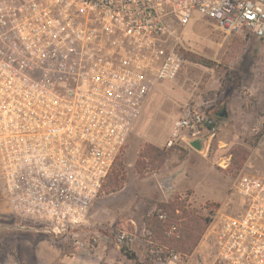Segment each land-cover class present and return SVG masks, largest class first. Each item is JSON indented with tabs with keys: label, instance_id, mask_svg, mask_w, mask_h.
I'll list each match as a JSON object with an SVG mask.
<instances>
[{
	"label": "built area",
	"instance_id": "obj_1",
	"mask_svg": "<svg viewBox=\"0 0 264 264\" xmlns=\"http://www.w3.org/2000/svg\"><path fill=\"white\" fill-rule=\"evenodd\" d=\"M198 21L264 44V0H0L9 213L55 236H80L149 96L182 69L181 30ZM218 118L185 107L172 134L195 140L201 129L214 133ZM257 146L264 150V133ZM227 206L207 228L210 253L200 264H264V168L240 172Z\"/></svg>",
	"mask_w": 264,
	"mask_h": 264
},
{
	"label": "rangeland",
	"instance_id": "obj_2",
	"mask_svg": "<svg viewBox=\"0 0 264 264\" xmlns=\"http://www.w3.org/2000/svg\"><path fill=\"white\" fill-rule=\"evenodd\" d=\"M180 33L182 69L149 96L78 238L9 213L0 177V264H200L210 253L205 234L216 213L231 208V184L241 171L264 168L257 146L264 133V44L226 35L209 21ZM185 107L226 113L214 133L201 129L196 136L200 150L187 132L172 134ZM150 151L137 170L139 154ZM169 204L177 208L176 223Z\"/></svg>",
	"mask_w": 264,
	"mask_h": 264
},
{
	"label": "trees",
	"instance_id": "obj_3",
	"mask_svg": "<svg viewBox=\"0 0 264 264\" xmlns=\"http://www.w3.org/2000/svg\"><path fill=\"white\" fill-rule=\"evenodd\" d=\"M198 64H200L201 66H204V67H208V65H207V63L206 62H204V61H202V60H200V61H198L197 62ZM217 113H219V112H217ZM219 119V118H218ZM152 152L150 151V152H147V153H140L139 154V157H138V160H137V162H136V168H137V170L139 169V164H140V162H139V160H140V158H142V157H144L145 155H147V158H151L152 157ZM144 155V156H143ZM115 188H118V186H116ZM167 211H168V217H169V219L171 220V222H173V223H176V221L179 219L176 215H175V212L177 211V208L173 205V204H169L168 205V207H167ZM155 216H157V214H155ZM181 218V217H180ZM182 219V218H181ZM169 225H171V224H169ZM168 224L166 225L167 227L166 228H169L170 226H169ZM192 230H190L189 232H191ZM190 235V234H189ZM168 241H174V239L173 238H170V239H167ZM196 243H197V240H194V242L192 243V245L190 246V247H188V248H186V252L187 253H190L191 251H192V249L195 247V245H196Z\"/></svg>",
	"mask_w": 264,
	"mask_h": 264
},
{
	"label": "water",
	"instance_id": "obj_4",
	"mask_svg": "<svg viewBox=\"0 0 264 264\" xmlns=\"http://www.w3.org/2000/svg\"><path fill=\"white\" fill-rule=\"evenodd\" d=\"M225 115H226L225 111H222V112L218 115V117H219V118H223V117H225ZM189 144H190L191 146H193V147H194L195 149H197V150H200V149H201L200 140H197V139L192 140V141L189 142Z\"/></svg>",
	"mask_w": 264,
	"mask_h": 264
}]
</instances>
